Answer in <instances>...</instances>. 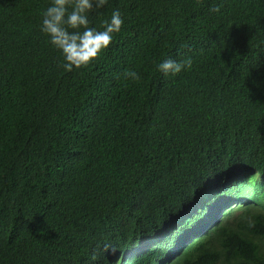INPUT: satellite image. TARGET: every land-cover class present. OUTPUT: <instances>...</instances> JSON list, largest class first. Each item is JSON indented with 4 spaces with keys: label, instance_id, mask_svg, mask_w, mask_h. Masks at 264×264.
<instances>
[{
    "label": "trees",
    "instance_id": "trees-1",
    "mask_svg": "<svg viewBox=\"0 0 264 264\" xmlns=\"http://www.w3.org/2000/svg\"><path fill=\"white\" fill-rule=\"evenodd\" d=\"M49 3L0 0V264H232L234 245L264 252V0H108L90 26L119 10L120 31L70 72L39 30ZM189 56L187 71H157ZM208 182L249 203L188 244Z\"/></svg>",
    "mask_w": 264,
    "mask_h": 264
},
{
    "label": "clouds",
    "instance_id": "clouds-1",
    "mask_svg": "<svg viewBox=\"0 0 264 264\" xmlns=\"http://www.w3.org/2000/svg\"><path fill=\"white\" fill-rule=\"evenodd\" d=\"M107 3L108 0H50L48 6L42 11L39 30L48 38V43L59 50L63 58L61 67L64 71L70 72L74 68L87 66L98 57L102 50L109 47L113 34L120 31L123 19L119 10H114L110 18L103 21L102 30L90 26L89 15L92 10H100ZM210 11L218 12L219 7H212ZM192 63L190 56L182 60L166 58L156 68L166 76H174L190 69ZM124 75L133 82L140 80L139 74L135 71H127ZM255 175V173L249 174L244 179L249 182ZM249 176L251 177L248 178ZM242 181L241 184H243ZM247 181L245 183H248ZM245 193L227 192L222 186L213 182L204 184L192 198V205L196 211L195 220H190L191 226L184 224L183 227L190 232H187L189 235H184L181 240L185 239L190 244L198 238L210 237L216 225L222 224L228 217L243 211L238 208L249 203ZM237 199L242 201L237 203L235 202ZM174 239L176 242L180 237L177 235ZM184 248L185 246L182 249ZM233 249L237 260H231L232 264H264V255L261 254L264 252L259 251L258 243L250 248L248 253L240 252L238 245H234ZM146 250L147 244L141 243L128 249L122 257L135 262ZM160 261L155 260L154 264H161Z\"/></svg>",
    "mask_w": 264,
    "mask_h": 264
},
{
    "label": "rangeland",
    "instance_id": "rangeland-1",
    "mask_svg": "<svg viewBox=\"0 0 264 264\" xmlns=\"http://www.w3.org/2000/svg\"><path fill=\"white\" fill-rule=\"evenodd\" d=\"M246 181H247V180L244 179V180L242 181V183H245ZM247 182H248V181H247Z\"/></svg>",
    "mask_w": 264,
    "mask_h": 264
},
{
    "label": "water",
    "instance_id": "water-1",
    "mask_svg": "<svg viewBox=\"0 0 264 264\" xmlns=\"http://www.w3.org/2000/svg\"><path fill=\"white\" fill-rule=\"evenodd\" d=\"M251 176H253V175H251ZM251 176H249L248 178H250ZM248 178H247V179H248Z\"/></svg>",
    "mask_w": 264,
    "mask_h": 264
}]
</instances>
